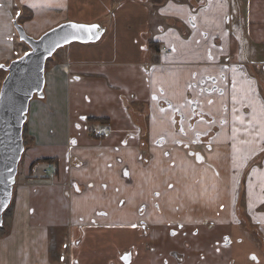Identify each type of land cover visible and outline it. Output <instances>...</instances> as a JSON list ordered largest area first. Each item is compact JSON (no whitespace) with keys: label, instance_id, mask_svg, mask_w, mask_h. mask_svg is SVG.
<instances>
[{"label":"crops","instance_id":"obj_1","mask_svg":"<svg viewBox=\"0 0 264 264\" xmlns=\"http://www.w3.org/2000/svg\"><path fill=\"white\" fill-rule=\"evenodd\" d=\"M55 1L64 11L41 14L47 0L33 6L0 0V73L1 64L15 59V46L23 48L16 20L35 38L68 22L101 29L95 42L75 41L56 51L46 65L43 97L30 102L24 129L29 162L55 158L59 174L44 184L25 178L18 186L16 179L18 203L10 234L0 237V264H125L122 254L147 239L143 222L163 245L173 224L199 225L208 210L221 214L218 222L225 212V222L236 220L235 185L236 195L245 190L248 205L263 203L264 174L257 169L251 181L239 179L245 160L264 152V85L259 71L251 74L252 63L260 62L245 58L256 54L259 43L238 11L244 1ZM22 7L28 11L21 13ZM239 83L249 90L243 107L252 109L242 113L237 104L233 115L243 117L238 127L247 132H240V164L230 145L216 138L221 126L214 131L205 121L213 118L204 106L211 97L223 102V86L236 94ZM183 134L194 140L180 142ZM208 160L224 169H208ZM237 167L242 170L234 176ZM63 229L72 231L69 247ZM240 232L233 227L236 240L225 247L234 259L225 257L224 264H251ZM141 254L136 264L155 263Z\"/></svg>","mask_w":264,"mask_h":264},{"label":"rangeland","instance_id":"obj_2","mask_svg":"<svg viewBox=\"0 0 264 264\" xmlns=\"http://www.w3.org/2000/svg\"><path fill=\"white\" fill-rule=\"evenodd\" d=\"M23 3L26 2H30L33 5H36L38 3V1H45V0H20ZM244 1V3L241 4V6L238 8L239 13L244 12L245 13V19H244V26L247 28V26L251 29V31L253 32V36L254 38L253 41L256 43H259L256 47V54H250V56H245L246 60H249L250 63L259 61V64H253L256 67V72L251 71L250 67H248V70L251 71V74H258V71L261 73L260 75V83L262 85H264V83H262L264 81V0H242ZM44 7H42L40 9L41 14H48V13H52L54 10V8L57 9H61V12L64 11V7L61 6L59 1H55V0H47V3L45 5H43ZM26 10L25 8L22 7V12L24 13ZM65 11H67V9H65ZM26 15V14H25ZM55 15V14H54ZM63 16V15H62ZM19 21L22 23L23 22V17L22 15L20 16ZM247 25V26H246ZM250 31V32H251ZM17 35V34H16ZM16 41L19 44L23 45L22 46H15L14 50H15V54H14V58H19L24 52H26L27 50L30 49L29 45L26 44L23 41H20L19 36H16ZM23 43V44H22ZM245 44V42H244ZM243 45V47L245 48V45ZM250 44V42H249ZM262 45V46H261ZM60 51V50H59ZM59 51H57V53H59ZM245 51V50H244ZM56 53V54H57ZM247 53V52H246ZM52 60V57L48 59V63H50ZM245 62V61H244ZM10 62H7L6 65H8ZM246 63V62H245ZM248 64V63H247ZM246 64V67H247ZM3 72L0 73V76L4 75V73L7 74V71L4 69L2 70ZM246 79H249V74L246 73ZM259 75V74H258ZM226 78H229V75H226ZM229 80L231 81V78H229ZM236 81V80H234ZM237 82V81H236ZM241 83V82H240ZM236 84V91L237 93L235 94V91H232L231 88L228 86H223L222 89L225 90L226 97H224L223 102L220 100L215 99V97H211L208 99V101L204 104V106L206 105V108H208L207 110L211 113V118H213V120H206L205 121L208 123H210L212 129L215 131L216 130V125L221 126V130L217 132V139H221L222 141L227 142L230 147L232 148V152H230V154H232V160H236L235 163H239L240 161L235 158V156H237V148L238 146H240V137L242 134H240V132H245L247 133L245 130H242L243 128H239V125H243V117L238 120V118H234L233 115L235 114V106H240L241 105V109H238V111L240 112V110H242V113H247L246 110L251 111V106L248 105L247 109H245L243 106L245 104H243L246 100L245 97L243 98L244 95H242L243 93H248L249 90L247 89V87H245L244 85L240 86ZM262 90L264 91L263 87ZM220 91H222L220 89ZM261 91V92H263ZM252 94V91H251ZM219 95V94H218ZM217 95V96H218ZM199 96V95H198ZM251 99V95H248ZM213 100V101H212ZM203 103V102H202ZM238 104V105H237ZM234 118V120L232 119ZM179 141L181 142H187V140H194V137L190 136V135H185L183 134L182 136L179 137ZM27 146V145H26ZM199 147H203L199 146ZM194 151V156H196L197 161L200 163L202 161L205 162V157L204 154L202 152H199L197 150H193ZM210 152V151H209ZM201 154V157L203 158V160H201L200 158H198V156L196 154ZM226 153V152H223ZM243 154V153H241ZM29 154H28V150H25V152L23 153L19 166H18V173H17V179H18V186L22 185L25 183V178L28 176L29 174V169H30V165L32 164V162H29ZM257 155H255L256 157ZM243 158H244V154H243ZM251 159V158H249ZM246 159L245 160V168H244V173L242 175V183H246V181L248 182L250 180V172H251V177L253 176H258L259 172L256 170L259 169V171L262 172V174H264V152H262V154L260 156H258L257 158L254 159V161L261 159L260 163H254L253 165V158L251 160ZM248 160V161H247ZM180 161H182V158L180 157ZM241 163V162H240ZM239 163V164H240ZM211 166H214L216 168V171H222L224 168L221 167V165L217 166L216 163L208 160L206 163V167L208 169ZM253 165V166H252ZM45 166L43 164H37L34 167V175L38 176V177H42L43 174H45ZM237 170V172H235ZM239 169L238 167L234 169V176H238L239 175ZM59 174V173H58ZM58 174H53L50 171H48V175L51 179V181L53 180L54 176H57ZM249 178V179H248ZM251 181V180H250ZM237 184V183H235ZM223 186V185H222ZM227 186V185H225ZM256 187V185H254ZM224 187V186H223ZM261 189H264V186L261 185L260 186ZM15 194L14 197L12 199V202L10 203L9 207L7 208V210L4 213V222L3 225L0 226V237H5L8 236L11 232L10 230V226L12 225L13 219H14V213H15V209L17 207V186L15 189ZM213 192H218L217 190H214ZM226 192V190H225ZM236 192H237V185H235V190H234V196H236ZM242 192V190H241ZM241 192H239V194H237L239 196V199L237 200V208L238 210H236V218L234 216V218L236 220H233L229 223L225 222L224 219L226 217V215L228 216V214L222 215L223 218L221 219L222 221L218 222L220 220V218H218L216 215L217 213H214L212 215H210V211L208 210L207 212H209V216H207L206 219L208 220H213L215 222L214 223H205L204 225L200 226V227H204L206 228V230L201 231L198 235H196L193 232V229L190 231V237L189 238H182L181 234L179 235V238H177V240H179L180 242H182L183 240H188L190 242H194L192 241L193 238L192 237H199V236H204V239L207 242V251L210 250V252L207 253V257L208 259H211L212 264H224L223 258L226 259L225 257H228L229 260L234 259V257L232 256V252H231V248L228 249L225 246H221V243L223 241H226V236H229V240L231 241H235L236 239L232 238V229L233 227H238L240 234L238 235V239L240 240V238L242 239L241 241H243L244 243H246L248 249L247 253L249 255L246 254L245 256H240L241 259H246V257H248V259L251 260V264H256L254 262V258L253 255L254 253H258L260 255L261 258V264H264V255L260 254V250L259 248H261L262 252L264 253V245H262L260 243V237L258 236V231H256L258 229V223L261 225V228L263 229L264 232V201L263 203L259 204L260 206L255 207L253 205H248L247 201H245V190H243V195H241ZM227 193V192H226ZM237 198V197H236ZM252 203V202H251ZM215 205V204H214ZM212 205V206H214ZM225 209L222 210V213ZM228 218V217H227ZM244 218V220H243ZM193 232V233H192ZM64 233L65 236H69V239L66 240V242H68V247L69 244H71L73 238H72V231L71 230H67L66 232H64V229L62 230V234ZM210 237V238H208ZM72 238V239H71ZM204 239H200L197 238V242H199L201 245L204 246ZM172 238H170L169 241H171ZM249 242V243H248ZM195 243V242H194ZM72 245V244H71ZM142 246V245H141ZM170 246V245H169ZM184 248L187 249L185 247V243H184ZM67 247V248H68ZM145 251H146V256L148 257L150 255H152V257H156L161 250H163L162 248H156L155 251H153L154 253H152V250L149 249L148 247H144ZM178 247H176L177 249ZM203 247H198L195 249V258L196 260L199 259V257L201 256L202 252H203ZM70 252L73 253V250L70 248ZM91 249L89 246H86L84 248V252H89ZM67 251L69 252V248L67 249ZM81 251V252H83ZM143 249H141V253H142ZM226 251H230V255L227 254L226 256ZM213 252V253H212ZM70 256L67 255V258ZM141 256H144L143 254H141Z\"/></svg>","mask_w":264,"mask_h":264},{"label":"water","instance_id":"obj_3","mask_svg":"<svg viewBox=\"0 0 264 264\" xmlns=\"http://www.w3.org/2000/svg\"><path fill=\"white\" fill-rule=\"evenodd\" d=\"M14 27L30 49L8 65H1L7 75L0 89V226L13 199L18 166L25 152L23 132L30 102L44 95L48 59L72 42H95L101 37L98 25L75 22L55 26L38 38L28 34L18 21Z\"/></svg>","mask_w":264,"mask_h":264},{"label":"flooded vegetation","instance_id":"obj_4","mask_svg":"<svg viewBox=\"0 0 264 264\" xmlns=\"http://www.w3.org/2000/svg\"><path fill=\"white\" fill-rule=\"evenodd\" d=\"M198 158H200L198 156ZM201 159V158H200ZM203 162V161H202ZM200 162V163H202ZM244 171H242V175H243ZM242 175L240 174L239 179L242 178ZM242 182V179H241ZM240 184V183H239ZM236 197H238V195H236ZM238 198L236 199L237 202ZM178 219H182L183 217L177 216ZM214 223V221L211 220H204L202 223H200L199 225H195V226H187L186 224H183L181 222H178L177 225L173 224L172 229L170 230V236L169 238H172L171 241H163V245H160L159 241H154V237H152L151 232H153V226L150 224H146L143 222L142 228V235L147 237V239L145 241L142 242V246L138 247V246H133L131 247V249L127 252H124L121 256V260L125 263V264H136V257H141V249H143V251H145V246L148 247L149 249L152 250V253H154L153 251H155L156 248H162L163 250L160 251V253L155 257V263L154 264H212L211 259H208L207 257V253L210 252L205 250L207 247V242L204 239V236H199L197 238L200 239H204V246L201 245L199 242H197V238L196 237H192L194 242H190L188 240H183L182 242H180L179 240H177V238H179V235L181 234L182 238H189L190 237V231L193 229V232L198 235L201 231L206 230V228L204 227H200L202 225H204L205 223ZM171 227V226H170ZM258 231V236L260 237V243L262 245H264V232L263 229L261 228V225L258 223V229L256 230ZM192 232V233H193ZM210 238V237H208ZM229 239V238H228ZM230 240L227 241H223L221 243V246H226L229 243ZM184 243H185V247L187 249L184 248ZM170 245V246H169ZM176 247H178L176 249ZM198 247H203V252L201 254V256L199 257L198 260H196L195 255V249ZM259 252L261 254L262 250L261 248H259ZM146 252V251H145ZM211 253V252H210ZM213 253V252H212ZM262 254L264 255V253L262 252ZM154 257V256H153ZM254 258V262L256 264H261V258L260 255L258 253H254L253 255Z\"/></svg>","mask_w":264,"mask_h":264},{"label":"trees","instance_id":"obj_5","mask_svg":"<svg viewBox=\"0 0 264 264\" xmlns=\"http://www.w3.org/2000/svg\"><path fill=\"white\" fill-rule=\"evenodd\" d=\"M24 129H25V126H24ZM23 137H24V143H25V146H26V135H25L24 132H23ZM25 148H27V146ZM49 162H53L54 165H55L53 174H58L57 159H55V158H41V159H37L34 162H32V164L30 165L29 174L26 177V179L28 181L32 182V184H38V183H43L44 184L45 182H51V179H50V177L48 175L43 174L42 177H38V176L34 175V171H33L34 167L37 164H43L45 166V168H46L47 164Z\"/></svg>","mask_w":264,"mask_h":264},{"label":"built area","instance_id":"obj_6","mask_svg":"<svg viewBox=\"0 0 264 264\" xmlns=\"http://www.w3.org/2000/svg\"><path fill=\"white\" fill-rule=\"evenodd\" d=\"M52 168H53V164L49 163L45 171L48 172Z\"/></svg>","mask_w":264,"mask_h":264},{"label":"bare ground","instance_id":"obj_7","mask_svg":"<svg viewBox=\"0 0 264 264\" xmlns=\"http://www.w3.org/2000/svg\"><path fill=\"white\" fill-rule=\"evenodd\" d=\"M180 192V191H179ZM179 194V193H178Z\"/></svg>","mask_w":264,"mask_h":264}]
</instances>
